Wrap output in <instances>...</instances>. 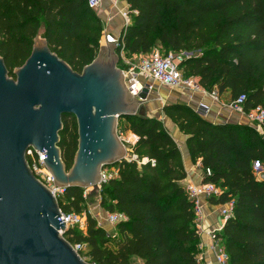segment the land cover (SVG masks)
Instances as JSON below:
<instances>
[{
    "label": "trees",
    "instance_id": "obj_1",
    "mask_svg": "<svg viewBox=\"0 0 264 264\" xmlns=\"http://www.w3.org/2000/svg\"><path fill=\"white\" fill-rule=\"evenodd\" d=\"M127 1L131 14L118 54L123 50L138 58L158 46L164 55L186 52L190 56L181 69L203 90L219 97L229 93L232 100L244 94L247 111L264 109V0ZM103 30L87 0H0V57L10 77L29 59L41 31L51 52L81 73L100 52ZM163 113L187 136L191 160H201L204 172L211 170V176L203 174L204 183L221 192L210 203H234L233 216L218 235L229 264H264V180L254 171L255 163L264 164V136L246 124H214L184 104H166ZM120 130L138 137L132 148L137 159L115 165L118 178L102 187L101 207L128 221L109 234L91 213L83 214L85 190L67 188L59 207L65 214L86 215L87 230L70 228L64 238L83 245L80 255L92 264H131L132 258L144 264H202L179 145L158 118L121 117ZM66 132L64 126L59 147L69 170L78 134L71 139Z\"/></svg>",
    "mask_w": 264,
    "mask_h": 264
},
{
    "label": "water",
    "instance_id": "obj_2",
    "mask_svg": "<svg viewBox=\"0 0 264 264\" xmlns=\"http://www.w3.org/2000/svg\"><path fill=\"white\" fill-rule=\"evenodd\" d=\"M43 32L15 78L0 57V264H92L61 235L58 200L32 173L27 152L46 153L56 187L97 188L104 168L126 160L119 119L146 116L149 89L133 98L116 44L102 46L79 73L51 52ZM65 116L78 128L69 170L59 147Z\"/></svg>",
    "mask_w": 264,
    "mask_h": 264
},
{
    "label": "built area",
    "instance_id": "obj_3",
    "mask_svg": "<svg viewBox=\"0 0 264 264\" xmlns=\"http://www.w3.org/2000/svg\"><path fill=\"white\" fill-rule=\"evenodd\" d=\"M88 5L91 9L96 10L100 7L102 0H87ZM131 12H126L123 14L126 19V24L128 25V17ZM106 43L116 44L118 49H120V39H114L112 36L106 35L102 38ZM103 41H101V44ZM119 52V51H118ZM120 63L122 62L125 84L135 99H140L139 96L142 93L144 88L149 89V92L153 90V86L150 82L157 83L161 86L169 88L171 90L181 91V92H190L191 94L202 92L203 89L199 86L197 81L192 77H186L183 70L181 69V64L183 61L190 56L186 52L181 53H169L164 55L158 51L151 52L147 55L140 57L129 58L126 56L125 52L121 50ZM140 61L139 64L134 63L135 61ZM212 98L215 101H219V96L216 92L211 93ZM193 95H190L192 98ZM247 102L246 95H241L237 99L231 100L228 104V108L233 112L245 116L248 120V125L252 126L257 132L264 131V109L261 106L247 111L245 105ZM135 137V136H134ZM136 142L138 141V137ZM135 142V143H136ZM46 153H40L38 150L31 149L27 152V161L31 168L34 176L43 183L56 197L57 200L65 193L64 188H58L55 186L54 177L48 170L45 165L44 158ZM119 171L114 166L104 168L102 170L101 184L98 186L102 188L103 186L109 184L113 179L118 178ZM205 175L211 176V170L207 169L204 172ZM97 187V188H98ZM87 190V189H86ZM85 190V191H86ZM187 193L191 200L195 202L197 222L201 219L203 213L200 205L201 197L210 198L212 196L218 197L220 195V188L213 183H204L198 186L189 185L186 188ZM85 200L88 199V193H84ZM234 203H229L221 211L222 222L225 224L227 220L233 216ZM61 213V222L65 224V230H61L60 233L63 235L70 228H78L82 232L87 230V217L86 215H79L76 213L65 214L60 209ZM102 215V214H101ZM97 215L98 224L101 227H104L106 224L116 227L121 222L128 221V218L125 214L114 212H107L105 216ZM223 227H220L217 230H203L198 228V235L201 237L206 235L210 238L211 244L209 245L210 251L214 254L215 262L217 264H229V257L227 256L222 240L218 235L222 232ZM74 250L80 255L84 250L83 245H72ZM198 260L202 264H206L204 257H198Z\"/></svg>",
    "mask_w": 264,
    "mask_h": 264
},
{
    "label": "crops",
    "instance_id": "obj_4",
    "mask_svg": "<svg viewBox=\"0 0 264 264\" xmlns=\"http://www.w3.org/2000/svg\"><path fill=\"white\" fill-rule=\"evenodd\" d=\"M98 17L101 19L104 25L103 37L112 36L114 39H120L124 27L127 26L126 19L123 14L130 11V6L127 0H102V3L98 9L95 10ZM131 14V13H130ZM129 24V17H128ZM105 44L104 40L101 39ZM153 86V90L149 92V102L145 105V113L148 117L158 118L164 122L169 133L177 142L183 155L185 168L187 171V179L183 182L186 186L194 185L198 186L204 184V171L202 169V161L193 162L187 146V136H185L179 128L173 124V122L165 116L163 113L162 102H170L177 104H184L193 108L196 112L203 114V117L214 124L230 123V124H246L248 120L245 116L237 114L229 109L227 106L231 102L232 97L225 96L219 97V101H215L211 93L203 90L202 92L191 94L190 92H181L171 90L157 83L150 82ZM158 88L159 93L156 92ZM170 93H169V92ZM190 95H193L190 98ZM256 173V171H255ZM259 180H264V167H262L260 173H256ZM200 205L202 208V217L197 222V228L203 230H217L224 226L221 217V211L226 205H212L207 197H201ZM113 227V226H110ZM211 240L208 236L203 235L200 237V243L198 250L200 251L198 257L202 256L205 259L206 264H217L215 262L214 254L210 251L209 245ZM138 264H144V261L137 258Z\"/></svg>",
    "mask_w": 264,
    "mask_h": 264
},
{
    "label": "rangeland",
    "instance_id": "obj_5",
    "mask_svg": "<svg viewBox=\"0 0 264 264\" xmlns=\"http://www.w3.org/2000/svg\"><path fill=\"white\" fill-rule=\"evenodd\" d=\"M158 51L160 53H163L164 51L162 50V48L160 46L156 47L153 52ZM139 60L135 61L134 63L139 64ZM156 89V88H155ZM159 93L158 88L156 89ZM169 92V91H168ZM170 93V92H169ZM225 96V94H224ZM231 94L228 93V97H230ZM232 97V96H231ZM162 106H165L166 104H169L170 102H160ZM65 118V124L64 126L67 129V132L64 136H66L67 138H74L76 134H78V128H77V122H76V118L73 116H66ZM63 118V119H64ZM122 123H127V121H122ZM64 129V128H63ZM63 131V130H62ZM261 135L264 136V131L260 132ZM118 135L121 138V140L123 141V143L125 144L126 148H127V158L126 160L131 161L132 159H137L132 152V148L133 146L136 144V136L130 132V131H126V130H120L118 131ZM135 136V137H134ZM262 167H264V164H259L258 166L254 167V171H256V173H260ZM85 192L88 193V199L85 200V205L83 206V214L86 213H91L94 217L97 215H101V216H105L107 211H105L104 208L101 207V202H102V188H90L87 189ZM62 200V199H61ZM109 201V200H108ZM104 228L107 230V232L111 235H116V228L115 227H110L109 224H106L104 226ZM85 253L83 254V259H85ZM139 261L137 260V258H132L131 259V264H138Z\"/></svg>",
    "mask_w": 264,
    "mask_h": 264
}]
</instances>
